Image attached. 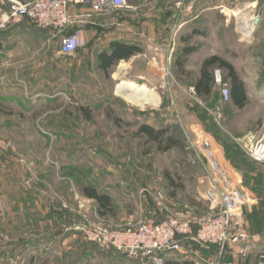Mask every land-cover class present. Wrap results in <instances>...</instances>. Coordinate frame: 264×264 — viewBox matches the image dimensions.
<instances>
[{
    "label": "rangeland",
    "instance_id": "1",
    "mask_svg": "<svg viewBox=\"0 0 264 264\" xmlns=\"http://www.w3.org/2000/svg\"><path fill=\"white\" fill-rule=\"evenodd\" d=\"M218 1L219 16H205L206 34L191 42L201 43L202 49L188 58L185 71L176 66L185 45L178 38L171 46L169 38L144 43L143 52L119 62L108 74L97 56L113 38L109 27L89 38L83 35L74 56L60 53L55 31L30 20L0 27V264H142L87 241L72 226L118 228L146 217L207 213L208 172L194 162L189 138L209 139L229 172L251 196L260 197L257 188L264 184L250 182L249 176L258 173L244 161L259 175H264V163L247 154L244 137L264 129L263 49L256 31L251 39H242L235 30L247 10L233 8L243 1ZM119 11L110 14L120 17ZM213 53L233 62L245 81L250 98L245 108L224 96L219 79L230 83L226 70L217 66L212 69V93H197L195 78L202 61ZM164 68L170 71L167 80ZM123 80L146 84L159 102H130L117 92ZM80 107L89 108L91 119ZM116 117L122 125L115 123ZM136 121L168 128L182 147L159 151L138 136ZM75 166L82 174H74ZM79 181L108 192L114 213L101 216L96 202L81 193ZM183 243L212 253L191 240ZM173 257L178 256H166Z\"/></svg>",
    "mask_w": 264,
    "mask_h": 264
},
{
    "label": "built area",
    "instance_id": "2",
    "mask_svg": "<svg viewBox=\"0 0 264 264\" xmlns=\"http://www.w3.org/2000/svg\"><path fill=\"white\" fill-rule=\"evenodd\" d=\"M73 6H89L90 10L74 13ZM178 7L179 13L171 26L170 46L177 39L181 26L179 15L183 2H179ZM131 8L127 0H0V27L27 18L39 28L55 31L60 39V53L74 56L83 45V33L81 28L69 33L70 28L88 24L96 15ZM254 20L253 16L251 21L256 24ZM244 23L242 20L239 24V31L244 39H251L255 30L251 35H245ZM169 77V68H164V80ZM219 82L224 96L230 98V85L223 84L220 79ZM189 140L195 153L194 162L203 164L208 172L209 186L205 193L209 203L207 213L194 216L187 211L169 214L161 220L146 217L129 221L118 228L109 224L75 223L72 229L83 233L87 241L104 249H115L129 260L142 264H165L167 255L189 258L194 264H244L243 258L250 254L252 238L246 227L245 208L255 199L215 154L209 139L203 135L199 142ZM244 142L247 154L253 160L264 163V131L248 133ZM207 153L212 155L209 157ZM157 195L163 198L160 192ZM161 212L167 210L161 208ZM184 240L212 249V253L205 254L199 249L189 248ZM230 253L238 258L226 261Z\"/></svg>",
    "mask_w": 264,
    "mask_h": 264
},
{
    "label": "crops",
    "instance_id": "3",
    "mask_svg": "<svg viewBox=\"0 0 264 264\" xmlns=\"http://www.w3.org/2000/svg\"><path fill=\"white\" fill-rule=\"evenodd\" d=\"M127 1L132 8L120 10L119 13H122L120 17H118L117 14L96 15L88 24L78 26V28L82 29L85 38H89L90 35H96V33H99L97 31L98 29H103V27L107 29L109 27L110 30L107 31H109L113 37L110 40L116 39L128 43H137L145 49L143 44L146 42L149 46L152 42H160L170 37L171 26L174 24L179 13L178 3L183 2V9L179 15V23L181 26L177 38L187 45L206 34V31L203 28L205 16L211 14V19H213L214 14L219 16L220 11L218 0ZM241 1L243 2L237 4L239 6L233 8L235 12H237V9L242 6L244 8L243 11L247 10L252 17H255V20L257 17L260 18V22L256 24L255 31L259 35L264 56V0ZM71 9L74 13H82L89 11L90 7L73 6ZM111 28L113 29L111 30ZM235 30L241 36V33L237 28H235ZM191 45L199 47L193 54L199 53L202 49L201 43L195 42L191 43ZM212 55H216V53H213ZM121 61L125 62L127 60ZM151 70L152 69L148 68L147 72H150ZM260 131L263 132L264 129L262 128L258 132ZM252 197L255 201L245 208L246 227L252 237L250 240V254L248 257L243 258V262L244 264H264V197L263 195H260V197L255 195ZM234 258L236 257L233 254H227L226 261L229 262Z\"/></svg>",
    "mask_w": 264,
    "mask_h": 264
},
{
    "label": "trees",
    "instance_id": "4",
    "mask_svg": "<svg viewBox=\"0 0 264 264\" xmlns=\"http://www.w3.org/2000/svg\"><path fill=\"white\" fill-rule=\"evenodd\" d=\"M25 19L28 20L27 18ZM77 28L78 26L72 28V32ZM198 48V46L191 44L183 46L182 56L176 61L177 68H179L181 71H185L184 69L186 68L189 56L195 53ZM143 50L144 49L140 44L112 39L109 41L106 47L100 50L97 56L100 68L105 73L109 74L110 69L116 66L121 60H129L133 56L143 52ZM216 66L226 70L227 72V78L229 79L230 83V100L232 104L239 109L245 108L249 103L248 89L245 81L241 78L236 66L232 62L217 54L211 55L203 61L200 73L194 81V86L197 93L201 96H208L212 93L214 85L212 69ZM0 110L3 111V104L1 102ZM80 110L86 115L88 119H91L92 116L89 108L80 107ZM109 115L112 114L109 113ZM113 119L117 125H122L123 120L121 118L116 117ZM126 123L133 124L132 122ZM136 124L139 126L137 131L138 136H141L143 139H145L144 142L155 145L159 151L165 152L173 148L182 147L180 140L172 136L168 128H155L148 123H140L138 121H136ZM244 164L251 170V172L253 171L258 173V175L251 174L255 176L254 178H252L253 176H249L251 179L250 182L257 183L261 181L262 184H264V175H259L260 172L252 166L251 162L249 163L247 160H245ZM73 172H75L74 174L79 173L80 175L82 174V169L78 166H75ZM169 179L171 184L175 185L174 180L171 177H169ZM79 189L85 197L96 202L98 212L101 216H107L111 213H114L116 205L108 192L100 190L98 186L91 182L82 181H79ZM257 190L262 192L259 195H263L264 197V185H259ZM169 256L171 257V255ZM165 264H194V261L184 257H173L168 259L166 258Z\"/></svg>",
    "mask_w": 264,
    "mask_h": 264
},
{
    "label": "bare ground",
    "instance_id": "5",
    "mask_svg": "<svg viewBox=\"0 0 264 264\" xmlns=\"http://www.w3.org/2000/svg\"><path fill=\"white\" fill-rule=\"evenodd\" d=\"M252 19V15L249 12H245V23L243 30L247 36L251 35L252 31H254L256 28V24L252 23L251 21ZM254 22L256 21L254 20ZM117 92L123 95L130 102H133L139 106H144L145 104H157L159 102L158 95L152 89H150L146 84H138L135 81L123 80L118 84Z\"/></svg>",
    "mask_w": 264,
    "mask_h": 264
},
{
    "label": "water",
    "instance_id": "6",
    "mask_svg": "<svg viewBox=\"0 0 264 264\" xmlns=\"http://www.w3.org/2000/svg\"><path fill=\"white\" fill-rule=\"evenodd\" d=\"M255 21H256V24H258L260 22V18L257 17Z\"/></svg>",
    "mask_w": 264,
    "mask_h": 264
}]
</instances>
